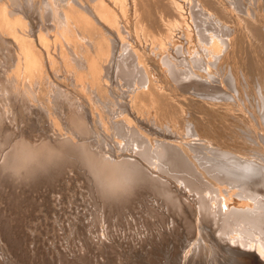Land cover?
<instances>
[{
	"label": "bare ground",
	"instance_id": "6f19581e",
	"mask_svg": "<svg viewBox=\"0 0 264 264\" xmlns=\"http://www.w3.org/2000/svg\"><path fill=\"white\" fill-rule=\"evenodd\" d=\"M81 1H80V3H81ZM151 1H153V0H132L130 2H129V0H89L88 1L89 3L88 2H87V4L83 3L84 5H82V3H81V5L78 3L80 5L79 7L82 9H75V8H78V7L74 6V5H76L77 2H74L71 0L69 2V5L66 4V5H68L69 9L68 8L66 9V6H64L66 10L63 9L61 12L62 14L61 13L56 14V12H58V11L55 12L54 9H53V12H52V10H50V12L54 13V15H55L54 16L55 17V19H54L55 23L52 24L50 22V24L54 25L55 29H53L54 28L53 26L51 27L50 25H48L54 30L53 32L47 33V32H49L47 29L46 30L47 34H44L43 32H41V34L39 33L40 35L38 34L39 35L38 36L39 41H40L39 44H41L40 46L42 47L41 51H37L36 48H38V47L36 46L35 43H33V40H32L33 39L32 37L34 36L33 33L30 32L33 35L32 37H30V34L28 32L25 33L26 31H25V29H23L24 23L22 24V22H23L22 17L20 18V20L22 19V21H20L19 18L11 21V19L6 17V13H4V11H1L2 9L0 10V45H3V47H4V44H6V41H10V42L12 41L14 46H16L19 49L18 50L19 54L17 55V57L14 58V60H12L13 58H11V60L14 62V63L13 62L12 63L14 64V67H15L12 69L14 72L12 71L13 74H11V75H13L12 78H14L15 80L20 79V81H21L22 79H24V81H27L29 84H32V86H33V84L34 85L35 84L43 85L42 83H44L46 80H47V82L52 81V80L48 81V78H51V76L48 77L47 72H49V71H47V70L50 68L52 70V72H55L53 74H56V72L58 71L57 66L59 65V63H62V61H63V63L67 61V59L65 61L61 59L62 61L59 62V60H57L58 59L57 58L56 59L57 63L58 62L59 63L57 66H54L57 64L54 62L55 61L54 59L57 56V53H55L57 48L60 47L62 49L66 45L65 47L68 51L67 56H69V54H70L71 58L75 61L74 63L77 64V66H78L79 71L77 72V71L72 70L69 74V77L71 75V78H72L71 80L73 81V82L71 81V84L74 87L75 92L78 93V96L82 97V98L81 97L78 98V96H77L78 99L82 100V103H81V101H80L81 104L78 103L79 100L78 101L75 100V99H77L75 96H74L75 99L73 98L72 95L75 92L70 94L72 97L69 95L70 92H67L71 98H73L75 101H77V105H76V103H70L68 100L65 101V99L64 100L62 99L61 105H62V109H64L66 112L65 115H67V117L65 116L67 119L66 121L68 122V119L70 121L68 126L69 125L71 126L73 124L72 127H74V129L76 128L77 131H79V133L81 132L82 134H84L81 136L84 137L88 133L94 134V127L96 129L97 126L98 127L103 126L104 124L101 125L103 119L108 118V117H106L107 115L105 117L102 116L104 113L103 112L102 115H99V118L97 117L98 121L96 119H94L95 117L93 118L92 115H94L95 113L93 112L94 114H91L89 109H88L89 106L90 107H92V106L90 104H89V106H87L85 101H87V103H90L91 100H95L94 98H96V100H98L99 95H103V93L106 91V88H107V87H105L106 86L105 83L110 79L109 77L112 75V73L113 74L115 73L117 75L118 74L122 75L121 76L122 78L124 76L126 78L124 81L125 82L127 81L129 85L131 84V86H132V84H134V85L136 84L135 89L128 88L129 85L127 86L128 90L131 89V91L128 92V90L126 89L128 93L127 94L125 92L123 93V94H126V96L122 94L123 90L120 92L123 95L122 99L124 100V98H123L124 96L126 99L124 101L122 100L123 102L121 101L122 104L120 103L121 104L120 105L119 102H120L121 98H119L120 100L118 99L119 100L118 105L121 106V107L119 106L120 111H119V107L117 110H115L119 113L121 112L122 114H123L124 110H126V112L131 111L130 112L131 115L128 113L123 114V115L120 114L121 117H119V113H118L117 117H119V118L116 117L117 118L116 119L117 120L116 121V127H118V131H119L117 133H120L121 135L124 134L125 137L128 136V140L132 143V146L129 145V146H131L130 149L134 147L133 151L135 152L134 154H136V156L134 154H132L133 155L132 156V155H130V153L123 156V154L128 153L129 152L128 151L125 153L123 152V154L120 155V156H123L121 159H119L120 157H118V156L115 157L112 154L110 156H107V155H105L106 152L103 155L102 153L96 151L97 150L96 148L98 146L97 143L100 142V138L96 139L95 135L99 136V134H102L103 132H104L103 133L104 136H105V134H108L107 130H106L107 132L105 130H103V128L105 129L104 126H103V128L98 129L100 131L102 129V131H103L102 133L94 134V136L92 135L93 138L95 137L94 141L97 144V146H95L91 142L92 145L94 146V147L93 146L92 147L95 150L90 146V144H88L86 142L85 143L82 142L81 137H80L81 139L77 138L78 137L77 134H76L77 135L76 138L80 139V141H81V143L77 142L79 144H77V143L75 144L74 142H67V141L61 143V141L60 142L58 141L59 144L57 145L56 141L61 139V137L64 133L62 135L59 134V135H61V137L59 139H57V137L59 136L57 134L58 136L55 137L57 140L56 139L54 140V143H56V145L53 144V142H51V140H49V136L51 137L52 134L49 135V133H48V134H44V136H43V133H41L42 132V126L39 127L40 117H41V120L44 121V119H45L47 122V119L49 116L47 117L46 113L48 114V111L45 112L43 110H40L32 104L33 102L30 101V99L32 100V98H29V97H31V96H29L31 93L28 90L29 87H27L28 91L26 90L27 92H30L29 95H27L28 93L26 91H24V88L26 86L21 89L20 92H22V90H23L24 92L27 93L26 94L27 96L24 98L23 95L25 93L24 94L22 93L23 97L21 96V100L23 98V101H22V103H20V105H17L15 103L14 106H12V107H17L16 108L17 110L14 109L15 112L13 114L11 113V115L7 114V113H9L10 110L9 111L7 110L8 112L6 111V106L8 104H10L8 102H10L11 97L8 98V100L10 99L9 101H6L8 104H6V102H4V100H6L7 98L3 99L0 97V142L4 140L5 142L8 141L10 143L11 141H9V140H11V139L8 140L7 138H12L11 136L13 134H14L13 136H15V138H17L16 135L17 136L19 135V137H20L16 141L13 140L14 143L13 142H12L13 144L11 143L12 146L9 147L10 149L8 148L9 150L2 156L1 161H0V201L2 202L1 205H2V207H4V210L7 212V214L9 213V215L11 214L14 217L11 221H8V218L0 220L1 223H3V230L1 229L3 234H4L3 235V241L5 243H7V245H5V246L10 249L9 254H12L13 248H14V252H15V250H18V248L20 249L19 245H21V244H19V243H21V241L18 240V242L15 243V241L17 240L16 237H18V235H21L22 233L24 234V232L27 231L28 227H31L30 222H31V219H33L32 218L33 213L30 211H28V213H25V210H23V207H24V209H28V207H32L34 202L37 201V200H35L33 193H36L37 190L39 191L42 188L47 189V186L49 188V186L51 187V186L56 185V184L59 185L60 183L65 185V183L68 180L67 175H69V177H70V175H73V173L79 174L80 172H82V174L84 175V178H85L84 183L87 182L90 184V195L92 193L96 196H99L101 200L105 199L108 201L109 204L111 202L113 204L118 203V204H122V205L124 202H129V204H131L130 203L131 201L133 204L136 200L140 201L142 199L144 200L145 198H150V199L155 198V199H158L163 204H165V206L168 205V206L173 207L177 212H175V210H174L175 214H173V213L172 214L175 215V217H177L178 214L181 215V217L178 216L179 219H177L176 222L181 223V224L177 223V225L183 224L185 226L186 231H188L187 232L188 234L185 233L186 235L185 234L184 235L187 238L186 239L181 238L182 242L180 244H178L181 247V248L179 247L180 250L178 248H176V247H178L176 245L178 242L176 243V241H179L180 239L175 241L173 238H170V242L165 244V242H167V239L169 237H171V235L168 238L165 237L163 244L161 241V245H168V248L166 246V247H164V249L167 248V250L169 249L168 251H170L169 246L172 243L171 251L174 252L176 249L178 251H180V254L177 257V258H180V263L178 262V264H207L206 261H208V260H206V259H205V261L204 260L198 261L199 258L197 260H194L193 256L190 257L191 253H189V252L190 251L192 252V249H197V248H198L197 250H198L199 254H201L200 252H202V250H204L205 248H209L210 250L213 249V251H214L213 253L215 255H214V257L213 256L212 257L215 259H217L218 258L217 256H219V255L223 256L224 253H226L227 255L232 253V254H238V255L243 256V254H245V253L248 254L247 252H254L253 254L255 255V253H256V255H258L260 257L261 261L264 260V201L263 200H257L256 197L253 196V195H255V193L253 192V190H251L252 188H254V186L257 188V187H260L262 184L264 185L263 182L261 183V185L257 184L256 182L254 183V181H253L254 179H252L255 175L258 174V176H259L260 175L259 173L262 172V170H260L258 168V165L256 164V163H260V161H257L254 159V161H257V162H255V163L250 162L249 163L248 162L250 160L249 159L247 161L248 163H246L245 161H243V163H241L240 158H239L240 160H238L236 157H235L236 159L235 158H229L228 157L229 152L224 150V147L221 148L222 146L219 147V146H213L212 145V148H211L210 142H209L210 144H208V145L213 150V153H211V154L204 153V152H202L199 144L196 143L197 141H195L196 144L195 143L192 144V140L194 141L195 138L194 139L192 138V140L190 139L191 143H190V140H188L189 142H187L185 140L188 143V144H185L186 142L184 141L185 142L184 143L180 139V138H182L181 136H183V135L185 136V133L183 135H181L180 133H183V131L186 129H184L183 131H180L179 134L181 136L178 135V132H176L177 129L176 130L174 129L177 126V124H175L176 122H178L179 125L180 124L183 125L182 124L183 121L185 122V119L182 118L183 112L185 110L184 111L181 110L182 105L180 106L178 103H174L175 102L174 98H173L174 102L172 101V98H171L172 94L171 93H170L171 95L169 94L170 96H168L167 93H169V92L163 91V89L162 90L158 89L159 85H155L156 81H154L155 79H153L151 77L150 70H152V69L149 65V59L154 61L156 64L158 63V65L160 63H163L164 66H162V69H163V67L167 66L166 68H168L167 72L170 74V76H171L170 78L177 77L179 79L180 76L181 77L183 76V78H184V75L185 76L187 75L188 78L187 77L186 78L188 79V82L185 81L184 83H186V86L189 88H187V87L186 88L190 89V88L195 87V89H193V90L197 91V93L200 92L197 90V88L201 89V88H205L207 86L205 83L209 81L208 76H210V78L213 77V79H210V80H212V82H214L216 80L218 81V79L214 80L215 75L213 74L212 69L213 68L217 69V67L219 68V66H221L224 61L226 62V60L229 58L228 56L231 55L232 52L236 53L235 54L236 56L238 53V58H239V55H242L241 56L242 58L240 57L239 60L240 61L243 60V61L240 63H242L243 67L248 69V72H249L250 67L252 69L254 64L257 63L254 61V59L256 60V58H254V56H253L256 53V52L254 53V51L257 49H254L253 52L251 51L252 49L249 50V48H251L250 44H252V42L250 41L251 39L249 40L248 36L244 35L243 37H241L240 34L238 33L240 36L239 37L238 34H236L235 32H233L231 34V32H232L230 30L231 28H229V26H227L228 25L227 23L229 21H231L230 20L231 18L229 19L228 22L223 21V20L228 19V18L226 19V17L228 15L230 16L231 12H229L230 14H228V12L226 13V11L231 10V8L236 9L234 11L238 10V12H239V10H240V13H241V11L243 12L245 6H247L245 3V0H180V1H182V3H180L179 0H154L155 2L153 4H154V8L156 10L155 9L150 10L149 8H151V7L149 5H151V3H152ZM254 1H255L254 5H252L251 7H249V5H248V7H247L248 9H246V10H248V14L245 17V19L241 16L243 13H241V14L237 13V14H240L241 17L239 16V18L244 19V20L241 19V21L245 22V23L243 22L244 25H242V26H244L243 27L244 31L248 30L246 32L248 34H251L250 36H253L254 38H256V40L258 39L260 41L261 47L264 48V0H254ZM2 2L3 3H2L1 7L6 8V6H3V4H5L8 1L6 0L5 3H4V1H2ZM23 2L21 4L20 3H18V4H20V6H22L23 4L25 6L29 4V3L25 4L26 2L25 3H23ZM90 2H92V4H90ZM16 3H17V1H16ZM78 4H77V6H78ZM16 5L14 4V8H16L15 7ZM24 5L22 8H24ZM130 5H131V8H130ZM9 6H11V5H9ZM30 6H33V5H30ZM30 6H28V7L31 8ZM81 6H83V7H81ZM151 6L153 8V5H151ZM229 7H231V8H229ZM17 8L20 10H24V9L27 10L26 9L27 7L24 9H21L20 7L17 6ZM183 8L190 11V14L192 17V22H190V23L188 22L189 17H188V15H185L186 12H185V10L183 11ZM146 9H149V10H146ZM170 10L173 11L174 15L171 14L172 12ZM250 10H252L251 13H249ZM257 10H262V13L260 11H257ZM169 11H170V14L173 16V17L171 16L172 18L169 17L170 16V14H168ZM5 12H6V10H5ZM18 12H20V11H17V13ZM188 12H187V14H188ZM23 13H25V12H23ZM51 13H49V14H51ZM45 14H46V12L44 13V15ZM49 14H46V15H48L47 18H49ZM235 15H236V13H235ZM13 16H15V18H17L16 15H13ZM17 16L20 17L19 15H17ZM36 17H40V16H36ZM194 17L196 20L194 19ZM34 18H33V20H34ZM47 18H45V19H47ZM239 18L237 19L238 21L240 20ZM50 19H52V17ZM50 19H49V21H50ZM41 20H43V19H41ZM234 20L235 19H233V21ZM45 22H44V25H46L48 23V21L46 24H45ZM190 24H192V25H190ZM129 25L132 28L131 31H133L132 32L133 36L138 39V42H134L135 44L131 43L133 41L128 40V35L130 34L129 33L130 29L128 30L127 27H129ZM48 26H46V27L48 28ZM26 27H30L29 24ZM26 27H24V28H26ZM35 27L37 28L36 25H35ZM35 27H34V29H36ZM26 30H28V29H26ZM30 30H31V28H30ZM239 31H241V30H239ZM246 32H245V34H246ZM126 33L127 34L129 33V34L126 35ZM131 36H132V34H131ZM134 37H132V38H134ZM34 42H35V40H34ZM8 44H6L7 48H9ZM0 49H2L1 46H0ZM9 49H7V50L10 52ZM62 50H64V49H62ZM52 51H55V52H52ZM59 51H60V49H59ZM64 51L66 53V50H64ZM11 53H12V51H11ZM53 53H55L56 56L53 55ZM2 54L4 55V53H2ZM257 56H259V55H257ZM59 57L62 58V56H59ZM64 58H66V57H63V59ZM177 62H187V64H185V65L190 64L189 66H191V67L187 66V67H185V69L182 67L179 68L180 66L177 67V64H178ZM253 62H254V64H252ZM71 64H72V60H71ZM228 64H229V62H228ZM65 65L67 67V64H65ZM68 66H69V64H68ZM195 66H199L198 68H202V69H200V70H202L201 74L198 73V71H196V72L194 71L195 68H193V67H195ZM72 67H74V66L72 65ZM72 67L69 66V69L70 68L72 69ZM183 67H184V65H183ZM55 69L57 71H55ZM64 69L66 70L68 68L64 67ZM222 69H223V66H222ZM241 69L243 70L242 67H241ZM22 70H23V72H21ZM211 70H212V72H211L212 75L210 73ZM67 71L69 72V70H67ZM192 71H193L194 75L191 73ZM204 71H205V73H203ZM262 71L264 72V70H262ZM207 72H209V74L206 75ZM243 72H245V71L243 70ZM243 72L241 71V73H243ZM248 72L246 70V73H248ZM252 72H255V71H252ZM252 72H250L249 74H251ZM0 73H1V71H0ZM258 73H259V71H258ZM53 74H51V75H53ZM66 74H68V73H66ZM189 74H191V76ZM117 75L115 77H117ZM230 75H232V74H230ZM240 75H243V74H240ZM244 75H246V74H244ZM252 75H253V73H252ZM0 76H2V75L0 74ZM9 76H10V74H9ZM59 76H61V75H59ZM153 76H155V74ZM167 76H168V74H167ZM259 76H261V75H258V77ZM115 77L111 76V79L115 78ZM217 77H215V78H217ZM122 78H120V80L123 81ZM259 78H261V77H259ZM63 79L61 78V80H63ZM10 80L13 83L12 79H10ZM115 80H116V78H115ZM122 81H121L120 85L122 84ZM233 81L234 80H232L230 82H233ZM17 82H16V84H17ZM173 82H175V81H173ZM209 82H211V81H209ZM1 83H2V81H1ZM18 83L21 84L20 82H18ZM28 83L26 85H28ZM178 83H174V84L177 85ZM181 83L183 85V82H181ZM23 84H21V86ZM59 84L61 85L62 83H59ZM108 84L110 85V83H108ZM118 84L119 83H117L116 86H118ZM8 85H10V84H8ZM48 85H50V84L48 83L47 86ZM134 85H133V88H134ZM180 85H179V87H180ZM232 85H233V83H232ZM29 86L31 88V85H29ZM63 86H65V84ZM124 86H126V85H124ZM124 86L122 88H124ZM10 87H12V86L10 85L8 87V89ZM13 87H14V85H13ZM57 87H58V85H57ZM58 88H60V87H58ZM110 88H111V85H110ZM0 89H2V88H0ZM11 89H9V90H11ZM114 89H115V87H114ZM119 89L121 90L120 87H119ZM184 89H185V87H184ZM18 90H19V88H18ZM58 90H61L60 92L63 91V89H61V88ZM201 90L206 91V89H201ZM46 91H47V89H46ZM66 91H69V90H66ZM70 91L73 92V89ZM108 91L109 90H107V92H106L107 96L109 95V99H113V98H110L113 93H110ZM210 91H211V89H210ZM220 91L221 92H219V93L225 94V92H223L222 90H220ZM41 92H43V91H41ZM192 92H189L190 95ZM67 93H66V95H67ZM81 93L84 96L81 95ZM106 93H104V96H106L105 95ZM3 94L5 95V92ZM6 94H8V93H6ZM116 94H114V95H116ZM199 94L203 95V98H206V97H204L205 93L200 92ZM228 94H230V93H228ZM14 95H15V93H14ZM194 95H196V94H194ZM5 96L7 97V95H5ZM69 96L67 98H69ZM112 97H113V95H112ZM127 97H129V98H127ZM200 97H202V96H200ZM65 98H66V96H65ZM101 98H102V96H100V99ZM16 99H17V95H16ZM105 99H107V98H105ZM116 99L117 98H115L113 101H115ZM15 100H14V102L17 101V100L15 101ZM118 100H116V101H118ZM102 102L100 101V103H102ZM146 102L151 103V106L155 109L154 112L156 114H154V116L158 115L160 117L159 118L157 116L156 118L161 119V116L162 117L164 116V118L167 117L166 119H169L168 121L172 124L171 126L173 127V129H171V130H174V132L172 133L169 130H168L169 132L167 131L166 128H172L171 126L167 127V125H166L165 126L166 128H163V129L166 130V133L167 132L170 133V135L172 133V137H170V138L168 137L170 140H167V141L162 140L161 141V139H162L161 137H160V139H158L154 134H152L155 137L151 136V138H154V140H156L155 142H153L148 137L151 134L147 135L144 131V129H145L144 127H145L146 123L145 124L143 123L144 129H142L141 126L143 124L142 125L140 124L141 122L139 121L140 119L138 117L140 115L139 113H141V111L144 108H145L144 110H147L146 109ZM104 103L107 104L106 100ZM109 103L110 102L108 101V105H109ZM113 103H114V105H115V103L117 105V102H113ZM18 104H19V102H18ZM54 104L55 103H53V105ZM93 104H96V103H93ZM106 104H105L106 108H110V106L108 107V105H106ZM101 105L104 106L103 103ZM9 106L11 107V105H9ZM151 106L149 105V107H151ZM215 107H216V105H215ZM60 108H61V106H60ZM92 108H90V110ZM100 108H104V107H100ZM115 108H117V106H115ZM121 108H122V110H121ZM57 109H58V107H57ZM111 110L112 109L110 108L108 113H111L112 112ZM94 111H97V110H94ZM99 111L100 112H97L96 114L101 113L102 110H99ZM222 111H223V109H222ZM117 112H115V113H117ZM142 112H146V111H142ZM152 112H153V110H152ZM198 112H200V111H197V113ZM113 113L114 112H112V114ZM149 113H148V115H149ZM114 115L115 114H113L110 117L113 118ZM148 115H146L147 118H145V121H147L146 119H148L147 123H150L149 121H151V120H149L150 118L148 117ZM133 116H135L136 118ZM142 116H143V113H142ZM142 116H140V117H142ZM102 117H104V118L102 119ZM144 117H145V115H144ZM224 117H226V116H224ZM133 118H135V119H133ZM153 118H155V117H153ZM156 118H155V120H156ZM181 118L183 119V121L179 123V120ZM113 120H111V121L113 123H115ZM135 120L137 122L139 121L140 123H137V124L134 123ZM143 120H141V121L145 122ZM52 121H53V124H55L54 120H52ZM104 121H103V123H104ZM156 121H158V119ZM156 121H155V123H156ZM61 122H63V121H61ZM112 122H111V124H113ZM151 122L154 123L153 119ZM159 122H157V123H159ZM48 123H50V119H49ZM53 124H51L52 125L51 127H53L52 128L53 130H55L54 126L57 123L54 126H53ZM64 124H66V123H64ZM107 124H108V122H107ZM138 124L141 126H137ZM19 125L21 126V128L19 127ZM99 125H101V126H99ZM149 125L150 124H148L146 126H149ZM153 125H156V124H153ZM48 126H50V125H48ZM112 126H110V127H112ZM157 126H158V124H157ZM187 126H185V127L182 126V129L186 128ZM116 127H114V128H116ZM160 127L162 128V127H164V125L160 126ZM160 127L158 126V128H160ZM58 128H59L58 130L61 131V127H58ZM149 128H150V126H149ZM154 128H156V126ZM179 128H181V127L179 126ZM187 128L189 129L190 127H187ZM45 129H47V128H45ZM64 129L65 128H63V130ZM106 129H108L107 125H106ZM112 129H113V127L110 130H112ZM148 129H146V132ZM160 129H157V130H160ZM47 130L49 132V129H47ZM70 130H71V128H70ZM189 130H191V129H189ZM46 131H45V133H47ZM60 131H59V133L63 132V131H61V132ZM115 131H117V129ZM70 132L73 133L72 130L69 131L68 133H70ZM95 132H97V131H95ZM111 132L113 133V130ZM159 132H161V130ZM185 132L187 134L191 133L190 131H189L190 132L189 133L187 130ZM200 132H202V131H200ZM203 132H204V130H203ZM212 132H213V130H212ZM50 133H53V132H50ZM55 133H57V132H55ZM65 133L67 134V131ZM117 133H116V135L118 136ZM148 133H151V132H148ZM152 133H154V132H152ZM163 133H164V130H163ZM224 133H226V132H224ZM156 134H158V133H156ZM160 134H162V133H160ZM209 134H211V133H209ZM47 135H49V136H47ZM201 135H203V133ZM46 136H47V138H46ZM72 136L75 137L74 134H72ZM88 136H86V137H88ZM113 136H114L113 137V139H114L115 134ZM117 136H116V138H117ZM167 136H169V135H167ZM67 137L68 136H66L65 138H67ZM92 137H90V139ZM125 137H124V139L121 138V140L126 141L127 139ZM203 137H204V135H203ZM208 138H209V140L211 139L210 136ZM208 138H207V140H208ZM5 139H7V140H5ZM111 139H112V137H111ZM113 139H112V141H113ZM213 139H215V138L213 137ZM44 140H46V141L48 140L50 142L49 143L46 142L48 144H45ZM72 140L74 141V139H72ZM82 140H84V139H82ZM96 140H99V141L97 142ZM63 141H65V140H63ZM120 141H117V142H120ZM122 141H121V143L124 142V141L123 142ZM210 141H212V140H210ZM2 143H1V146H2ZM39 143H40V145L41 144H44V145L38 146ZM50 143H52V144H50ZM108 143L110 144V147H111L112 142L108 141ZM125 143H127V141ZM118 144H120V143H118ZM216 144L219 145V143H217V142H216ZM7 145L9 146L8 143H7ZM105 145L109 146L108 144H105ZM105 145H103V147ZM115 145H113V146H115ZM123 145H124V143H123ZM214 145H215V143H214ZM1 146H0V150H2L5 147L7 150L6 145H4L5 147L2 146V148H1ZM116 146H119V149H117L118 147L116 148L117 150H120L123 147L122 144H121V146L120 145H116ZM129 146H128V144L126 145L127 148ZM226 146H228V145H226ZM188 147H190L191 148L190 150H193L194 152H197L195 150H201V154L200 155L194 154L196 156L193 157V154L190 153ZM227 148L229 149V146ZM252 148H254V147H252ZM105 149H106V147H105ZM230 149H232V148H230ZM234 149H232V150H234ZM122 150H121V152H122ZM235 150H234V152H236ZM254 150H256V149L254 148ZM193 151H191V152H193ZM252 151H253V149H252ZM0 152H2V151H0ZM121 152L118 151V154H120ZM241 152H242V150H241ZM238 153H239V151H238ZM238 153H237V155H239V157L241 155H242V158L245 157V156H243V154L240 155ZM255 153H257V151ZM258 153H261V152L258 151ZM251 155H252V152H251ZM262 155H263V153H262ZM0 156H1V153H0ZM262 158H263V156H262ZM143 160L146 161V163H148L149 168L147 165L144 164ZM263 163H264V160H263ZM263 163L262 164L260 163V164L263 166ZM254 164L256 166H254ZM159 171H162V172H159ZM263 171H264V168H263ZM160 173H166L170 177H173L174 180L175 179L178 180V183H180L182 185V187L184 186L185 188H187V190L189 189V192L191 193V195L193 194L192 196H194L196 199V201H195V200H193L194 197L192 198V201L196 202V206H192V205L188 206L185 199L183 200V198H186V197L182 198L181 195H179L180 194L179 191H178L179 194L176 192V190L177 189L179 190V188H176V190H175L174 187L172 186L173 183L171 184V181L168 180L169 177H167L168 178L167 179L166 176H164V174L162 175ZM263 173L264 172L261 173L262 174V176H261L262 179L260 178L261 180L264 179ZM249 178H251L253 181L252 182V184H253L252 188H251V186L249 187V185H251V182L247 181V179L249 180ZM170 179H172V178H170ZM204 179H211V181L214 179L215 181L217 180L219 182L223 181V183H221V185H223L225 183V181L228 180L230 182H228V181L227 182L231 183L230 185H232V183H233L232 187L234 185H236V187L238 186V188L240 190L236 191V195H235V193L233 192L235 190V188H232L233 189L232 192L234 193V195L231 194L230 191H229L230 193L227 191L229 193V196L227 197L226 191H223L221 189V187H219V185H218L219 182L215 183V186H213L214 185L213 183H211L209 181L206 183V180H204ZM261 180L259 182H261ZM247 182H249V185H247L248 184ZM181 185L180 186L178 185V186L181 188ZM216 185H218V187H216ZM227 185H229V184H227ZM60 186L62 187V185H60ZM224 186L226 187V183L224 184ZM184 187H183V189H185ZM223 189H225V188H223ZM87 190H88V187H87ZM236 190H238V189H236ZM50 192H51V190H50ZM186 193H188V192H186ZM260 193L261 194H259V196L260 195L262 196V191ZM38 195L40 196L41 193H39ZM183 196H185V195H183ZM235 196H238L240 198L236 199ZM92 197H94V196H92ZM188 197L189 196H187V198ZM181 198H182V200H181ZM248 198L249 199L251 198L250 200L255 199L254 203L247 202V201H249V200H247ZM155 201H157V200H155ZM102 202L106 203V201H103V200H102ZM190 203H191V201H190ZM106 204H104V205L108 206ZM137 204H139V203H137ZM125 206L128 207L127 204ZM125 206H123L124 209H125ZM110 207H111V205L108 208H110ZM117 208H118V206H117ZM166 208H167V206H166ZM196 208H197V210H196ZM112 209H114V208H112ZM0 210H2V209H0ZM118 210H120V209H118ZM137 210H138V207H137ZM170 211H171V209H170ZM172 212H173V210H172ZM31 213H32V215H31ZM95 221H98L100 223V221L97 219H95ZM95 223H97V222H95ZM76 224H78V223H76ZM98 225H100V224H98ZM18 226L20 227L19 233L16 231V230H18L17 229ZM182 226L180 228H183ZM79 227L77 226L78 230L80 229ZM1 228H2V224H1ZM97 228H96V230H97ZM84 229H85V227H84ZM84 229H82V230H84ZM98 229H100V228H98ZM49 231H50V228H49ZM87 231H89V230H87ZM195 231H197V232H195ZM168 233H166V234H168ZM182 233H184V232H182ZM193 233L195 234V238H193L194 236L190 238V236ZM189 234H190V236H189ZM83 236L85 237V235H83ZM86 236H87V233H86ZM166 236H168V235H166ZM177 236L178 235H176L174 237L177 238ZM13 237L16 238V240L13 241ZM189 238H190V240H189ZM90 239H92V238H90ZM194 239H195V241H193ZM11 240L15 244H12ZM206 240L209 241L208 242L209 244H207ZM84 242L89 243L90 241L84 240ZM98 245H99V243H98ZM189 245L191 246L192 249L188 248ZM95 246H96V244H95ZM156 246H154L155 249H157V247H158V246L157 247ZM96 248H98V246H96ZM187 248H188V250H187ZM162 249L163 248H161V250ZM142 250H144V249L142 248ZM35 251L36 250H34V253H35ZM168 251H167V254H168ZM117 252H119V251H117ZM173 252H171V254H173ZM16 253H18V252L16 251ZM16 253H14V255ZM40 253H42V252L40 251ZM67 254H69V252L66 253V252L62 251V253H60L61 259H58V261L60 260L61 264H66ZM250 254L252 255V253H250ZM57 255H59V254H57ZM82 255L84 256V254H82ZM173 255H171V256L173 257ZM79 256H81V255H79ZM85 256H86V254H85ZM175 256H177V255L175 254ZM203 256H204V254L202 255V257ZM20 259H21V257H20ZM202 259L200 257V260H202ZM45 260H47V259H45ZM78 260H80V259H78ZM190 260H194V261L189 262ZM246 260H248V259H246ZM47 262H48V260H47ZM78 262H80V261H78ZM176 262H177V260H176ZM176 262H175V264H177ZM217 262L218 261H216V263ZM20 263H21V260H20ZM0 264H6V262L3 261L2 258H0ZM68 264H70V263H68ZM84 264H86V263H84ZM208 264H210V263H208Z\"/></svg>",
	"mask_w": 264,
	"mask_h": 264
},
{
	"label": "rangeland",
	"instance_id": "374dc122",
	"mask_svg": "<svg viewBox=\"0 0 264 264\" xmlns=\"http://www.w3.org/2000/svg\"><path fill=\"white\" fill-rule=\"evenodd\" d=\"M2 1H4V3L6 2V0H0V7L2 6ZM8 2H6L5 4H3V6H6V8H0V10L1 11H4V13H6V17L7 18H9V19H11V21L12 20H15V19H18L19 18V20H20V18L22 17V19H23V22H22V24L24 23V25H23V29H25V33H29L30 34V37H32L33 35V43H35L36 44V46L38 47V48H36L37 49V51H41L42 50V47L40 46L41 44H39L40 43V41H39V35L41 34V32H43L44 34H47V33H51V32H53L54 30L53 29H55V27H54V25H52V24H54L55 22H54V19H55V15H54V13H51L50 12V10H52V12H53V9H54V11L56 12V11H58V12H56V14H59V13H61L62 12V10L64 9V10H66L67 8H68V5H69V2L71 1V0H7ZM12 3H11V2ZM14 1V2H13ZM16 1H17V3H16ZM64 1V2H63ZM67 1V2H66ZM72 1H74V2H77L76 3V5H74L75 7H78V8H75V9H82V8H80L79 6L81 5V3H82V5H84L83 3H86L87 4V2L89 1V0H72ZM79 1V2H78ZM80 1H81V3H80ZM130 1H132V0H129V2ZM249 1V2H248ZM254 0H245V3H246V5L247 6H245V8H244V10H243V12L241 11V13H243L241 16L245 19V17L247 16V14H248V10H246V9H248L247 7H248V5H249V7H251L252 5H254V3H255V1L253 2ZM25 3V4H28V5H24V8H26L27 10H25L24 8H22L23 7V5L22 6H20V4L21 3ZM152 2V3H151ZM150 3H151V5H153V8H152V6L151 5H149L151 8H149L150 10H154L155 8H154V0L153 1H151ZM179 2L180 3H182V1H180L179 0ZM18 3H20V4H18ZM65 3V4H64ZM80 5H79V4ZM89 3V2H88ZM132 3V2H131ZM253 3V4H252ZM13 4V5H12ZM14 4L16 5L15 7L16 8H14ZM66 4H68V5H66ZM77 4H78V6H77ZM90 4H92V2H90ZM9 5H11V6H9ZM30 5H33V6H30ZM36 5V6H35ZM8 6V7H7ZM17 6L18 7H20L21 9H24V10H20V9H18L17 8ZM28 6H30L31 8H29ZM64 6H66V9H65V7ZM81 7H83V6H81ZM39 8V9H38ZM130 8H131V5H130ZM229 8H231V7H229ZM4 9V10H3ZM17 9V10H16ZM32 11H30V10ZM69 9V8H68ZM149 9H146V10H149ZM5 10H6V12H5ZM11 10V11H10ZM36 10V11H35ZM38 10V11H37ZM40 10V11H39ZM156 10V9H155ZM185 10V15H188V19L190 20H188V22L190 23V22H192V17H191V14H190V11L189 10H186V9H184L183 8V11ZM234 10H236V9H234V8H231V10H228V11H226V13L228 12V14H230L229 12H231V14H230V16L228 15L227 17H226V19L227 20H223V21H229V19L231 20V21H229L227 24V26H229V28H231L230 30L232 31H230L231 32V34L233 33V32H235L236 34H240V36L241 37H243L244 35L245 36H248L249 37V40L252 42V44H250V46H251V48H249V50H251L252 52H253V50L254 49H257V50H255L254 51V58H256V60L254 59V61L255 62H257V63H255L254 64V62L252 63V64H254V68L252 67V69H251V67H250V70H249V72H248V69H246L245 67H243V65H242V63H240V62H242L243 60H239L240 59V57L242 56V55H239V58H238V53H237V56L235 55L236 53H234V52H232L231 53V55H229L228 57V59L226 60V62L224 61L223 63H222V65L221 66H219V68L217 67V69H212L213 70V74L215 75V77H217V78H215L214 77V80L215 79H218V81L216 80V81H214V82H212V80H210V79H213V77H211L210 78V76H208L209 77V81H211V82H206L205 84L207 85L205 88H201V89H206V91L205 90H201L200 88H197V90L198 91H200V92H203V93H205L204 94V97H206V98H203V95H200L199 93H197V91H194L193 89H195V87L194 88H190V89H187V88H189V87H187L186 86V83H184L185 81L186 82H188V77H187V75L185 76L184 75V78H183V76L181 77H179V79L177 78V77H172V78H170L171 76H170V74L167 72L168 71V68H166V67H163V69H162V66H164L163 65V63H160L159 65H158V63L156 64L154 61H152V60H150L149 59V65H150V67H151V69L152 70H150V73H151V77L153 78V79H155L154 81H156V83H155V85H159V87H158V89H163V91H166V92H169V93H167L168 94V96H170L171 94V98H172V101H173V98H174V103H178L180 106L182 105V107H181V110H185L184 112H183V116H182V118H184L185 119V122L183 121V119L181 118L180 120H179V123L180 122H182L183 121V125H179L178 124V122H176L175 124H177V126L174 128L175 130H176V132H178V135H183L184 133H185V136L183 135V136H181L182 138H180L183 142L186 140L187 142H189L188 140H192V138L194 139V141L192 140V144L193 143H195V141H197L196 143H198L199 144V146H200V148H201V150H202V152H204V153H209V154H211V153H213V150L211 149L212 148V145L213 146H222L221 148H223L224 147V150H226V151H228L229 152V158H237L238 160H240L241 159V163H243V161H245L246 163H250V162H257V161H260V163L262 164L263 163V160H264V72L262 71V70H264V48L263 47H261V44H260V41L257 39L256 40V38H254L253 36H250L251 34H248L246 31H248V30H245L244 31V29H243V27L244 26H242V25H244V21H241V19L242 20H244L243 18H239V16H240V10H239V12H238V10L237 11H234ZM17 11H20V12H18L17 13ZM30 11V12H29ZM171 11V10H170ZM170 11H169V13L168 14H170ZM189 11V12H188ZM251 11L252 10H250V12L249 13H251ZM257 11H260L261 13H262V10H257ZM13 12V13H12ZM15 12V13H14ZM23 12H25V13H23ZM36 14H34V13ZM39 12V13H38ZM42 12V13H41ZM46 12V14H49V13H51V14H49V18H47L48 17V15H44V13ZM172 13V15H174V13H173V11H171ZM187 12H188V14H187ZM17 13V14H16ZM33 13V14H32ZM235 13H236V15L238 16H236L235 15ZM237 13H240V14H237ZM32 14V15H31ZM38 14V15H37ZM42 16H41V15ZM62 14V13H61ZM170 14V18H172L173 16ZM13 15H16V17L17 18H15V16H13ZM17 15H19L20 17H18ZM23 15V16H22ZM35 15V16H34ZM51 15V16H50ZM235 15V16H234ZM13 16V17H12ZM28 16V17H27ZM35 18H34V17ZM36 16H40V17H36ZM172 16V17H171ZM240 16V17H241ZM25 17V18H24ZM43 17V18H42ZM47 18V19H45V18ZM52 17V19H50ZM33 18H34V20H33ZM235 19L234 21L236 22H234L233 21V19ZM240 19L239 21L237 20V19ZM22 19L20 20V21H22ZM36 19V20H35ZM38 19V20H37ZM40 19V20H39ZM41 19H43V20H41ZM49 19H50V21H49ZM194 19H195V17H194ZM47 20L48 21V23H47V21L45 22V21ZM196 20V19H195ZM25 21V22H24ZM41 21V22H40ZM222 21V22H223ZM234 23H233V22ZM241 21V22H240ZM28 22V23H27ZM44 22H45V24L46 25H44ZM50 22L52 23V24H50ZM244 22V23H243ZM35 23V24H34ZM40 23V24H39ZM43 23V24H42ZM188 23V24H189ZM230 23V24H229ZM233 23V24H232ZM28 24H29V26L30 27H26V26H28ZM235 24V25H234ZM35 25L37 26V28L35 27ZM41 27H40V26ZM48 25H50L51 27L53 26L54 28L52 29L50 26H48ZM190 25H192V24H190ZM233 27H232V26ZM241 25V26H240ZM46 26H48V28L46 27ZM24 27H26V28H24ZM34 27L37 29H34ZM39 27V28H38ZM51 29H50V28ZM30 28H31V30H30ZM43 28V29H42ZM46 28V29H45ZM235 28V29H234ZM26 29H28V30H26ZM35 31H34V30ZM41 29V30H40ZM48 29V31L49 32H47L46 30ZM127 29L129 30V35L126 33V35H128V40L129 41H133V42H131V43H133V44H135L134 42H138V39L137 38H135L134 36H133V31H131L132 30V28L130 27V25H129V27H127ZM235 30V31H234ZM237 30V31H236ZM239 30H241V31H239ZM40 31V32H39ZM244 31V32H243ZM33 33V35L31 34V33ZM47 32V33H46ZM245 32H246V34H245ZM40 33V34H39ZM36 34V35H35ZM39 34V35H38ZM131 34H132V36H131ZM239 34H238V36H239ZM135 35V34H134ZM37 36V37H36ZM237 36V37H238ZM239 36V37H240ZM132 37H134V38H132ZM238 37V38H239ZM132 38V39H131ZM135 39V40H134ZM34 40H35V42H34ZM9 43V44H8ZM6 44H8V47L10 48H7V45ZM6 44H4V47H3V45H0L1 47H2V49H0V71H1V75L2 76H0V88H2V89H0L1 91H0V97L1 98H3V99H6V100H4V102H6V101H9L8 100V98H10L11 97V100H10V102H8V103H10V104H8L7 102H6V104H8L7 106H6V111L8 110H10L9 111V113H7L8 115H11V113L13 114L14 112H15V110H17L16 108L17 107H12V106H14V104L16 103L17 105H20V103H22V101H23V98H22V100H21V96H22V93L24 94L23 96H24V98L27 96V95H29V93H30V95L29 96H31V97H29V98H32V100L30 99V101L31 102H33L32 104L34 105V106H36L38 109H40V110H43V111H48V114L46 113V116L48 117V119H47V122H46V120L44 119V121L43 120H41V117H40V123H39V127H41L42 126V132L41 133H43V136H44V134H48L49 133V135H51L52 134V136L50 137L49 135H47V136H49V140H51V142H53V144H55L56 145V143H57V145L59 144L58 143V141L60 142L61 141V143H63V142H74L75 144L77 143V142H79V143H81V141L82 142H86V143H88V144H90V146L92 147L93 145H95V146H97V144H98V146H97V150L96 151H98V152H100V153H102L103 155H104V153H105V155H107V156H110L111 154L112 155H114L115 157H120L119 159H121L124 155H127V154H129L130 153V155H132V154H134L135 152L133 151V148H131L130 149V147L132 146V143L128 140V136L127 137H125V135L123 134V135H121L120 133H117V132H119L118 131V127H116V119L117 118H119V117H121V115H123V114H130V112L131 111H129V112H126V110H124V112H123V114L120 112H117V111H115V110H117L118 109V107L122 104V102L126 99L125 98V96H126V94L129 92V91H131V89H129L128 90V88H132V89H135V85L134 84H132V86H131V84L129 85L128 84V82L126 83L124 80L126 79L124 76H123V78L121 77L122 75H117V74H113L112 73V77H115L116 75H117V77H115L116 78V80H115V78H112L111 79V76L109 77L110 79L107 81L108 83H110V85H111V88H110V85L106 82L105 84H106V86L105 87H107L106 88V91L104 92V93H106L107 92V90H109L108 92H110V93H113L112 95H113V97H112V95H111V97L110 98H113V99H109V95L107 96V93L105 94L106 96H104V93H103V95H99V99H100V96H102V98L99 100L98 98V100H96V98H94L95 100H91V102L90 103H87V101H85V103H86V105L87 106H89V104L93 107H90L89 106V111H90V113L91 114H94V115H92L93 116V118L94 119H96L97 121H98V118H99V115H102V113H103V115L102 116H106V117H108V118H104V117H102V119H103V121H104V123H103V121H102V124L101 125H103L104 127H105V129L103 128V126H101V125H99V126H101V127H98L97 126V128L95 129V127H94V134H99V133H102L103 131H102V129H101V131L100 130H98L99 128H103V130H107L108 131V134L110 135H108V134H105V136L103 135V133L102 134H99V136L97 135H95V137H96V139H98V138H100V142L99 143H97L96 144V142L94 141L95 140V137L93 138L92 137V135L94 136V134L93 133H88L86 136H88V137H86V136H81V135H84V134H82L81 132L79 133V131H77V129L75 128L74 129V127H72V125L70 126H68V124L70 123V121H69V119H68V122L66 121L67 119H66V117H67V115H65L66 114V112H65V110L64 109H62V103H61V101H62V99L64 100L65 99V101L66 100H68L70 103H76V105H77V101L79 100V102L78 103H80V101H81V103H82V100H80V99H78V98H80L79 96H78V93L77 92H75V89H74V87L72 86V84H71V75H70V77H69V74H70V72L72 71V70H74V71H79L78 70V66H77V64H75L74 62V60L71 58V55L69 54V56H67L68 55V51H67V49H66V45L62 48V49H64V50H66V53H65V51L64 50H62L60 47L59 48H57V50H56V52L55 51H52V52H55V53H57V56H56V54L55 53H53V55H55L54 57H55V63H57V60H59V62H61L62 60H66L67 59V63L66 62H64L65 64H67V67H66V65L63 63V61H62V63H59V65H58V63L56 64V65H54V66H57L58 68H57V70L59 71H57L56 69H55V71H57L56 72V74H53V73H55V72H52V70L49 68L47 71H49V72H47L48 73V77H50L51 76V78H48V81H50V80H52V81H50V82H47V80L44 82V83H42L43 85H37V84H33V86H32V84H29L27 81H24V79H22L21 81H20V79L18 80V79H16L18 82H20L21 84H23L24 82V86L22 85L21 86V84H19L14 78H12V76L13 75H11V74H13V68H15L14 67V62L12 61V60H14V58H16L17 57V55L19 54V49L16 47V46H14V44L12 43V41L10 42V41H6ZM6 45V46H5ZM10 45V46H9ZM13 48H12V47ZM15 47V48H14ZM257 47V48H256ZM17 48V49H16ZM40 48V49H39ZM4 49V50H3ZM7 49H9L10 50V52L7 50ZM59 49H60V51H59ZM6 50V51H5ZM11 51H12V53H11ZM59 51V52H58ZM235 51V50H234ZM2 53H4V55L2 54ZM17 53V54H16ZM63 55H62V54ZM15 54V55H14ZM259 55V56H257V55ZM12 55V56H11ZM257 57H256V56ZM14 56V57H13ZM59 56H62V58H60ZM231 56V57H230ZM236 56V57H235ZM5 57V58H4ZM63 57H66V58H64L63 59ZM8 58V59H7ZM11 58H13L12 60H11ZM58 58V59H57ZM60 58V59H59ZM149 58V57H148ZM242 58V57H241ZM57 59V60H56ZM62 59V60H61ZM70 59V60H69ZM232 59V60H231ZM237 59V60H236ZM71 60H72V64H71ZM229 60V61H228ZM258 60V61H257ZM262 60V61H261ZM232 61V62H231ZM10 62V63H9ZM13 62V63H12ZM228 62H229V64H228ZM178 64H177V67H179V68H184L185 69V67H191V66H189V65H185V64H187V62H177ZM182 65H181V64ZM63 64V65H62ZM68 64H69V66L70 67H72V65L74 66V67H72V69L70 68L69 69V66H68ZM75 64V65H74ZM156 64V65H155ZM180 64V65H179ZM224 64V65H223ZM227 66H226V65ZM231 64V65H230ZM8 65V66H7ZM183 65H184V67H183ZM229 65V66H228ZM233 65V66H232ZM61 66V67H60ZM65 68H68V69H64V67ZM222 66H223V69H222ZM239 66V67H238ZM262 66V67H261ZM77 69H76V68ZM199 66H195V67H193V68H195V72L196 71H198V73H202V70H200V69H202V68H198ZM221 67V68H220ZM241 67L243 68V70L245 71V72H243V70L241 69ZM55 68V67H54ZM63 68V69H62ZM225 68V69H224ZM227 68V69H226ZM236 68V69H235ZM238 68V69H237ZM60 69V70H59ZM219 69V70H218ZM222 69V70H221ZM15 70V69H14ZM51 70V71H50ZM67 70H69V72L67 71ZM163 70V71H162ZM212 70L210 71V73L212 72ZM216 70V71H215ZM223 72H221V71ZM231 70V71H230ZM238 70V71H237ZM240 70V71H239ZM246 70H247V72L248 73H246ZM13 71V72H12ZM167 73H166V72ZM217 73H215V72ZM219 71V72H218ZM241 71L243 72V73H241ZM252 71H255V72H252ZM258 71H259V73H258ZM11 72V73H10ZM21 72H23V70L21 71ZM62 72V73H61ZM155 74V76H153L154 74ZM164 72V73H163ZM226 72V73H225ZM228 72V73H227ZM250 72H252L253 73V75H252V73L251 74H249ZM258 74H257V73ZM261 72V73H260ZM64 73V74H63ZM66 73H68V74H66ZM193 75H194V73H193V71L191 72ZM203 73H205V71L203 72ZM222 73V74H221ZM236 73V74H235ZM238 73V74H237ZM9 74H10V76H9ZM51 74H53V75H51ZM167 74H168V76H167ZM184 74V73H183ZM207 74H209V72H207L206 73V75ZM230 74H232V75H230ZM240 74H243V75H240ZM244 74H246V75H244ZM57 77H56V76ZM59 75H61V76H59ZM190 76H191V74H189ZM203 75V74H202ZM205 75V74H204ZM211 75H212V73H211ZM213 75V76H214ZM257 75V76H256ZM258 75H261V76H259V77H261V78H259L258 77ZM59 76V77H58ZM67 76V77H66ZM189 76V77H190ZM233 78H232V77ZM235 76V77H234ZM245 76V77H244ZM249 76V77H248ZM255 76V77H254ZM55 77V78H54ZM66 77V78H65ZM69 77V78H68ZM169 77V78H168ZM187 77V78H186ZM231 77V78H230ZM252 77V78H251ZM12 79V81H13V83L11 82V80L10 79ZM60 78V79H59ZM61 78L63 79V80H61ZM68 78V79H67ZM120 78H122L123 79V81L122 80H120ZM235 78V79H234ZM248 78V79H247ZM10 81H9V80ZM54 79V80H53ZM67 79V80H66ZM187 79V80H186ZM56 80V81H55ZM60 82H59V81ZM172 80V81H171ZM177 80V81H176ZM190 80V79H189ZM232 80H234L233 82H230V81H232ZM258 80V81H257ZM1 81H2V83H1ZM9 81V82H8ZM23 81V82H22ZM110 81V82H109ZM116 81V82H115ZM120 81V82H119ZM121 81H122V84L120 85V83H121ZM173 81H175V82H173ZM207 81V80H206ZM16 82H17V84H16ZM58 82V83H57ZM73 82V81H72ZM126 84H125V83ZM179 82V83H178ZM181 82H183V85H182V83ZM12 83V84H11ZM28 83V85H26ZM50 84V85H48L47 86V84ZM55 83V84H54ZM59 83H62L61 85L59 84ZM65 84V86H63L64 84ZM115 83V84H114ZM117 83H119L118 84V86H116L117 85ZM124 83V84H123ZM158 83V84H157ZM174 83H178L179 85H180V87H179V85L177 84V85H175ZM232 83H233V85H232ZM8 84H10L12 87H10L9 89H11V90H9L8 89V87L10 86V85H8ZM170 84V85H169ZM227 84V85H226ZM13 85H14V87H13ZM29 85H31V88H30V86ZM54 85V86H53ZM57 85H58V87H60L61 89H63V91L62 92H60L61 90H58V89H60V88H58L57 87ZM109 85V86H108ZM120 85V86H119ZM124 85H126V86H124ZM129 85V87L127 88V86ZM133 85H134V88H133ZM16 86V87H15ZM26 86V87H25ZM47 86V87H46ZM50 86V87H49ZM68 86V87H67ZM124 86V88H122ZM185 87V89H184V87ZM232 86V87H231ZM240 86V87H239ZM21 87V88H20ZM23 87H25L24 88V91H26L28 88L27 87H29V91L30 92H24L23 90H22V92H20L21 91V89L23 88ZM54 87V88H53ZM57 87V88H56ZM66 87V88H65ZM114 87H115V89H114ZM118 87V88H117ZM119 87L121 88V90L119 89ZM162 87V88H161ZM177 87V88H176ZM179 87V88H178ZM182 87V88H181ZM187 87V88H186ZM208 87V88H207ZM14 88V89H13ZM18 88H19V90H18ZM41 90H40V89ZM71 88V89H70ZM46 89H47V91L49 92H47L46 91ZM54 89V90H53ZM73 89V92L72 91H70V90H72ZM114 89V90H113ZM119 89V90H118ZM128 90V92H127V90ZM182 89V90H181ZM200 89V90H199ZM208 89V90H207ZM210 89H211V91H210ZM247 89V90H246ZM255 89V90H254ZM5 90V91H4ZM45 90V91H44ZM66 90H69V91H66ZM116 90V91H115ZM123 90V91H122ZM125 90V91H124ZM184 90V91H183ZM187 90V91H186ZM190 90V91H189ZM218 90V91H217ZM220 90H222L223 92H225V94H222V93H219V92H221ZM5 92V95H7V97L3 94L4 92ZM14 91V92H13ZM41 91H43V92H41ZM66 91V92H65ZM122 91V94L125 92L126 94H123V95H125L123 98H124V100L122 99V94L120 93ZM193 91V92H192ZM257 91V92H256ZM3 92V93H2ZM67 92H70L69 93V95L70 94H72V93H74L72 96H73V98H74V96L77 98V96H78V98L77 99H75V100H77V101H75L73 98H71L69 95H68V93ZM115 92V93H114ZM165 92V93H166ZM189 92H192L191 93V95H190V93ZM6 93H8V94H6ZM13 93V94H12ZM14 93H15V95H14ZM21 93V94H20ZM63 93V94H62ZM66 93H67V95H66ZM109 93V94H110ZM117 93V94H116ZM171 93V94H170ZM228 93H230V94H228ZM233 93V94H232ZM3 94V95H2ZM11 94V95H10ZM20 94V95H19ZM27 94V95H26ZM77 94V95H76ZM114 94H116V95H114ZM119 94V95H118ZM170 94V95H169ZM194 94H196V95H194ZM198 94V95H197ZM16 95H17V99H16ZM81 95H83L82 93H81ZM129 95V94H128ZM127 95V96H128ZM14 96V97H13ZM22 96V97H23ZM64 96V97H63ZM65 96H66V98H65ZM69 96V98H67ZM84 96V95H83ZM88 96V95H87ZM121 96V97H120ZM197 96V97H196ZM200 96H202V97H200ZM20 97V98H19ZM38 97V98H37ZM117 98L116 100H118L119 98H121V100H120V102H119V100L118 101H113L115 98ZM19 98V99H18ZM41 98V99H40ZM48 98V99H47ZM82 98V97H81ZM105 98H107V99H105ZM127 98H129V97H127ZM16 101V102H14V100ZM60 99V100H59ZM207 99V100H206ZM13 100V101H12ZM74 100V101H73ZM105 100H106V102H107V104L106 103H104L105 102ZM112 100V101H111ZM123 100V101H122ZM216 100V101H215ZM234 100V101H233ZM12 101V102H11ZM21 101V102H20ZM35 101V102H34ZM46 101V102H45ZM100 101L104 104V106L103 105H101L102 103H100ZM108 101L111 103H109V105H108ZM122 101V102H121ZM202 101V102H201ZM18 102H19V104H18ZM113 102H117V105H116V103H115V105H114V103ZM118 102H119V104L120 105H118ZM206 102V103H205ZM208 102V103H207ZM12 103V104H11ZM35 103V104H34ZM37 103V104H36ZM43 103V104H42ZM53 103H55L54 105H53ZM80 103V104H81ZM93 103H96V104H93ZM217 103V104H216ZM45 104V105H44ZM47 104V105H46ZM60 104V105H59ZM105 104L106 105H108V107L110 106V108L112 109L111 111L112 112H114L113 114H117L116 116L114 115L113 116V118H111L110 116H112L113 114H112V112L111 113H108L109 112V110H110V108H106V106H105ZM113 104V105H112ZM151 106V103H148V102H146V109L147 110H142V111H146V112H142L141 111V113H139L138 115H139V121L141 122H137L136 120L134 121V123H140L141 125L144 123H146L145 124V127H144V124L141 126V125H137V126H141L142 127V129H144V131H145V133L147 134V135H149V134H151L150 136H148L149 138H150V140L151 141H153V142H155L156 140H154V138H151V136H156L158 139H160V137L162 138L161 139V141L162 140H165V141H167V140H170L169 138L170 137H172V133L174 132V130H171V129H173V127L171 126L172 124L168 121L169 119H166V118H164V116L162 117L161 116V119H159V118H156L157 116L155 115L154 116V114H156L155 112H154V108L151 106V107H149V105ZM209 104V105H208ZM212 104V105H211ZM214 104V105H213ZM9 105H11V107L9 106ZM44 105V106H43ZM99 105V106H98ZM178 105V106H179ZM201 105V106H200ZM215 105H216V107H215ZM228 105V106H227ZM252 105V106H251ZM47 108H46V107ZM60 106H61V108H60ZM115 106H117V108H115ZM207 106V107H206ZM212 106V107H211ZM223 106V107H222ZM57 107H58V109H57ZM100 107H104V108H100ZM121 107V106H120ZM120 107H119V111H120ZM123 107V106H122ZM184 107V108H183ZM211 107V108H210ZM215 107V108H214ZM227 107V108H226ZM11 108V109H10ZM90 108H92L91 110H90ZM97 108V109H96ZM100 108V109H99ZM150 110H149V109ZM205 108V109H204ZM207 108V109H206ZM214 108V109H213ZM15 109V110H14ZM109 109V110H108ZM210 109V110H209ZM213 109V110H212ZM222 109H223V111H222ZM225 109V110H224ZM231 109V110H230ZM246 109V110H245ZM14 110V111H13ZM55 110V111H54ZM60 112H59V111ZM93 110V111H92ZM94 110H97V111H94ZM99 110H102L101 111V113H98V114H96L97 112H100ZM106 110V111H105ZM121 110H122V108H121ZM152 110H153V112H152ZM216 110V111H215ZM218 110V111H217ZM227 110V111H226ZM263 110V111H262ZM148 111V112H147ZM195 111V112H194ZM197 111H200V112H198L197 113ZM203 111V112H202ZM208 111V112H207ZM214 111V112H213ZM226 111V112H225ZM52 112V113H51ZM94 112V113H93ZM115 112H117V113H115ZM150 112V113H149ZM202 112V113H201ZM230 114H229V113ZM50 113V114H49ZM63 113V114H62ZM118 113H119V117H117L118 116ZM142 113H143V116H142ZM145 113V114H144ZM147 113V114H146ZM148 113H149V115L151 116H149L148 115ZM57 114V115H56ZM105 114V115H104ZM111 114V115H110ZM121 114V115H120ZM239 114V115H238ZM51 115V116H50ZM53 115V116H52ZM98 115V116H97ZM109 115V116H108ZM131 115V114H130ZM144 115H145V117H144ZM146 115H148V117L150 118L149 120H151L152 121V119H153V122L154 123H152L151 121H149L150 123H147L148 122V119H146L147 121H145V118H147V116ZM226 116V117H224V116ZM230 115V116H229ZM232 115V116H231ZM238 115V116H237ZM248 115V116H247ZM253 115V116H252ZM66 116V117H65ZM137 116V115H136ZM140 116H142V117H140ZM205 116V117H204ZM228 116V117H227ZM53 119H52V118ZM60 117V118H59ZM65 117V118H64ZM98 117V118H97ZM117 117V118H116ZM132 117V116H131ZM133 117H135V116H133ZM144 117V118H143ZM153 117H155L156 118V120L158 119V121H156L155 120V118H153ZM55 118V119H54ZM57 118V119H56ZM136 118V117H135ZM135 118H133V119H135ZM142 118V119H141ZM166 121H164L163 119ZM187 118V119H186ZM49 119H50V123H48V121H49ZM54 120V123L56 124H53V121L52 120ZM110 121H109V120ZM114 119V120H113ZM144 119V120H143ZM111 120H113L115 123H113ZM141 120H143V121H145V122H142ZM229 120V121H228ZM57 121V122H56ZM61 121H63V122H61ZM155 121H156V123H155ZM160 121V122H159ZM163 121V122H162ZM227 121V122H226ZM43 124H42V123ZM107 122H108V124H107ZM110 122V123H109ZM111 122L113 123V124H111ZM157 122H159V123H157ZM189 122V123H188ZM197 122V123H196ZM237 122V123H236ZM48 123V124H47ZM64 123H66V124H64ZM163 123V124H162ZM166 123V124H165ZM168 123V124H167ZM206 123V124H205ZM208 123V124H207ZM20 124V123H19ZM51 124H53V126H54V129L55 130H53L52 128L53 127H51L52 125ZM107 125V128L108 129H106V125ZM148 124H150L149 126H150V128H149V126H146V125H148ZM152 124V125H151ZM153 124H156V125H153ZM157 124H158V126L160 127V126H163L164 125V127H160V128H158V126H157ZM162 124V125H161ZM186 124V125H185ZM196 124V125H195ZM204 126H203V125ZM48 125H50V126H48ZM113 125V126H112ZM167 125V127L168 126H171L172 128H166L165 126ZM188 125V126H187ZM44 126V127H43ZM61 127V131H63L62 133H59V131L60 130H58L59 128L58 127ZM68 128H67V127ZM96 126V125H95ZM110 126H112L113 127V133L111 132L112 130H110L112 127H110ZM156 126V128H154V127ZM179 126L181 127V128H179ZM182 126L183 127H185V126H187V127H190L189 129H191V130H189L187 127L186 128H183L182 129ZM210 126V127H209ZM212 126V127H211ZM217 126V127H216ZM250 126V127H249ZM19 127L21 128V126L19 125ZM51 129H50V128ZM114 127H116V128H114ZM144 127V128H143ZM152 127V128H151ZM227 127V128H226ZM45 128H47V129H49V132H48V130L47 129H45ZM63 128H65L64 130H63ZM70 128H71V130L73 131V133L72 132H70V133H68L69 131H71L70 130ZM149 128V129H148ZM163 128H166L167 129V131L169 130L170 132H172L171 133V135H170V133H166V130L165 129H163ZM205 128V129H204ZM209 128V129H208ZM216 128V129H215ZM117 129V131H115ZM146 129H148L147 130V132H146ZM152 129V130H151ZM156 129V130H155ZM157 129H160L161 130V132H159L160 130H157ZM164 130V133H163V130ZM182 129V130H181ZM184 129H186L190 134H187L185 131L186 130H184ZM47 130V131H46ZM151 130V131H150ZM184 130V131H183ZM203 130H204V132H203ZM206 130V131H205ZM212 130H213V132H212ZM215 130V131H214ZM45 131L47 132V133H45ZM60 131V132H61ZM67 131V134L65 133ZM76 133H75V132ZM95 131H97V132H95ZM100 131V132H99ZM106 131V132H107ZM180 131H183V133H180ZM200 131H202V132H200ZM50 132H53V133H50ZM55 132H57V133H55ZM105 132V133H106ZM115 132V133H114ZM148 132H151V133H148ZM152 132H154V133H152ZM158 133V134H156V133ZM199 132V133H198ZM207 134H206V133ZM224 132H226V133H224ZM64 133V134H63ZM116 133L118 134V136L116 135ZM160 133H162V134H160ZM166 133V134H165ZM180 133V134H179ZM196 133V134H195ZM203 133V135H204V137H203V135H201ZM209 133H211V134H209ZM252 133V134H251ZM59 134H63L65 137L66 136H68L67 138H65L63 135H62V137H61V135H58ZM66 134V135H65ZM72 134H74L75 135V137H73L72 136ZM78 135V137H77V135ZM80 134V135H79ZM115 134V138H116V136H117V138L115 139H113V135ZM152 134H154V135H152ZM164 134V135H163ZM187 134V135H186ZM14 135V134H13ZM11 136L12 138H7L8 140L9 139H11V140H9V141H11L10 143L8 142V141H1L0 142V146H1V143H2V146H4V145H6L7 146V150H6V147L5 148H3L2 150H0V151H2V152H0L1 153V156H0V161H1V158H2V156L10 149L9 147H11L12 146V144L14 143V141H16V140H18L20 137H19V135L17 136L16 135V137L17 138H15V136ZM162 135V136H161ZM167 135H169V136H167ZM190 135V136H189ZM207 135V136H206ZM21 136V135H20ZM47 136H46V138H47ZM56 136H58L57 137V139H59L60 137H61V139H59V140H57L55 137ZM71 136V137H70ZM124 136L127 140V143H125L126 141L125 140H121V138ZM154 136V137H155ZM167 136V137H166ZM179 136V137H180ZM188 138H187V137ZM193 136V137H192ZM210 136V140H212V141H210L209 140V137ZM82 138V139H84V140H82L81 138V141H80V139H77V138ZM90 137H92L91 139H90ZM110 137V138H109ZM111 137H112V139H113V141H112V139H111ZM121 137V138H120ZM124 137L122 138V139H124ZM169 137V138H168ZM203 137V138H202ZM213 137L215 138V139H213ZM238 137V138H237ZM246 137V138H245ZM51 138V139H50ZM65 138V139H64ZM201 138V139H200ZM207 138H208V140H207ZM7 139H5V140H7ZM57 140L56 141V143H54V140ZM72 139H74V141L72 140ZM87 139V140H86ZM111 139V140H110ZM118 139V140H117ZM153 139V140H152ZM14 140V141H13ZM63 140H65V141H63ZM70 140V141H69ZM86 140V141H85ZM89 140V141H88ZM93 140V141H92ZM122 141L123 143H124V145L126 144H128V146L129 145H131V146H129L128 148L126 147V145L124 146L123 145V143H121V141L120 142H117V141ZM191 140H190V143H191ZM257 140V141H256ZM263 140V141H262ZM45 141V144H48L50 141H46V140H44ZM43 141V142H44ZM97 142L99 141V140H96ZM108 141L110 142H112L111 143V147H110V144L108 143ZM130 143H129V142ZM185 141V142H186ZM215 141V142H214ZM224 141V142H223ZM231 141V142H230ZM259 141V142H258ZM261 141V142H260ZM13 142V143H12ZM46 142H48V143H46ZM90 142V143H89ZM93 143V145H92V143ZM184 142V143H185ZM185 143V144H188V143ZM211 143V148H210V146L208 145V144H210ZM216 142L217 143H219V145L218 144H216ZM7 143L9 144V146L7 145ZM12 143V144H11ZM42 143V142H41ZM60 143V144H61ZM79 143H77V144H79ZM118 143H120V144H118ZM189 143V144H190ZM195 143V144H196ZM214 143H215V145H214ZM228 143V144H227ZM50 144H52V143H50ZM105 144H108L109 146H106ZM120 145L121 146V144H122V148L120 149V150H117V149H119V146H116V145ZM221 144V145H220ZM223 144V145H222ZM244 144V145H243ZM248 144V145H247ZM44 144H41L40 145V143H39V145L38 146H43ZM103 145H105L104 147H103ZM113 145H115V146H113ZM226 145H228L229 146V149L227 148L228 146H226ZM250 145V146H249ZM2 146H1V148H2ZM94 147V146H93ZM92 147V148H93ZM105 147H106V149H105ZM118 147V148H117ZM203 147V148H202ZM205 147V148H204ZM209 147V148H208ZM237 147V148H236ZM246 147V148H245ZM252 147H254L256 150H254V148H252ZM9 148V149H8ZM104 148V149H103ZM117 148V149H116ZM228 150H227V149ZM230 148H232V149H234L236 152H234V150H232V149H230ZM245 148V149H244ZM250 148V149H249ZM253 149V151H252V149ZM94 149V148H93ZM124 151H123V150ZM188 149H189V151H190V153L191 154H193V157H195L196 155H200L201 154V150H195V151H197V152H194L193 150H190L191 148L190 147H188ZM95 150V149H94ZM106 150V151H105ZM115 150V151H114ZM121 150H122V152H121ZM127 150V151H126ZM132 150V151H131ZM211 150V151H210ZM231 152H230V151ZM241 150H242V152H241ZM103 151V152H102ZM118 151L119 152H121L120 154H118ZM129 151V152H128ZM191 151H193V152H191ZM208 151V152H207ZM238 151H239V153H238ZM257 151V153H255ZM258 151H260L261 153H258ZM123 152L125 153V152H128V153H125V154H123ZM251 152H252V155H251ZM117 153V154H116ZM237 153L238 154H243V156H245V157H243L242 158V155L239 157V155H237ZM249 153V154H248ZM262 153H263V155H262ZM123 154V156H120V155H122ZM194 154H196V155H194ZM135 156H136V154H134ZM237 155V156H236ZM133 156V155H132ZM262 156H263V158H262ZM235 158V159H236ZM240 158V159H239ZM243 159V160H242ZM250 159V160H249ZM253 159V160H252ZM254 159L255 160H257V161H254ZM249 160V161H248ZM252 160V161H251ZM248 161V162H247ZM143 162H144V164L145 165H147L148 166V163H146V161H144L143 160ZM244 162V163H245ZM260 163H256L257 165H258V168L260 169V170H262V172H264L263 171V168H264V163H263V166L260 164ZM252 164V163H251ZM254 166H256L255 164H254ZM78 167V166H77ZM148 168H149V166H148ZM83 169V168H82ZM81 169V170H82ZM159 172H162V171H159ZM261 172V173H262ZM81 173V174H80ZM79 174H77V173H73V175H70V177H69V175H67V182L65 183V185H63L62 183H60L59 185H53V186H49V188H48V186H47V189L46 188H42L41 190H37L36 191V193H33V196L35 197V200H37V201H35L34 202V204H33V208L32 207H28V209H24V207H23V210H25V213H28V211H30V212H32L33 213V219H31V222H30V224H31V227H28V229H27V231L26 232H24V234L22 233L21 235H18V237H16L17 238V240H16V238H14L13 237V241L14 240H16L15 241V243L16 242H18V240H20L21 241V243H19V244H21V245H19L20 246V249L18 248V250H15V252H14V248H13V251H12V254H9L10 253V249L8 248V247H6L5 245H7V243H5L4 241H3V232H2V230H3V223H1V221H0V258H2V260L3 261H5L6 262V264L8 263V264H61V261L59 260L58 261V259H61V255H60V253H62V251L63 252H69V254H67V261H66V264H68V263H70V264H84V263H88V264H175V262H176V260H177V264H178V262L180 263V258H177L178 256H179V254H180V251H178L177 249L173 252V251H171V245H172V243L170 244V251H168L167 250V248H168V245H161V241H162V244H163V242H164V240H165V237H169L170 235H171V237H169L168 239H167V242H165V244H167L168 242H170V238H173L175 241L176 240H179V241H176V245L178 246V247H176V248H178L179 250H180V245H178V244H180L181 242H182V240H181V238L182 239H186L187 237L185 236L186 234H188L187 232L188 231H186V228H185V226L183 225H177V223H179V222H176L177 221V219H179V217H181V215L180 214H178L177 215V217H175V215H173V214H175L174 213V208L173 207H171V206H168V205H166L167 206V208H166V206H165V204H163L162 202H160L158 199H155V198H145L144 200L142 199V200H140V201H138V200H136L133 204H132V201L130 202L131 204H129V202H124L123 203V205L122 204H118V203H108V201L107 200H105V199H102L103 201H106V203L105 202H102V200L100 199V197L99 196H96V195H94V194H92L91 193V195H90V184L89 183H84L85 181H84V175L82 174V172H80ZM261 173H259L260 175L258 176V174L257 175H255L252 179H254L253 181H254V183L256 182L257 184H260L261 185V183L263 182L264 183V179L263 180H261L262 178H261V176H262V174ZM160 174H164V176H166V178L167 177H169V179L168 180H170L171 181V184L173 183V187H174V189L176 190V188H179V190L177 189L176 190V192L178 193V191H179V195H181V197L183 198V197H186V198H183V200L185 199V201H186V203H187V205L188 206H196V199H195V197L194 196H192L191 195V193L189 192V189L187 190V188H185L184 186V188L186 189H183V187H182V185L180 184V183H178V180H174V178L173 177H170L169 175H167L166 173H160ZM264 174V173H263ZM82 176V177H81ZM264 176V175H263ZM70 178V179H69ZM170 178H172V179H170ZM261 178V179H260ZM264 178V177H263ZM212 179V178H211ZM211 179H204V180H206V183L209 181V182H211V183H213L214 185L213 186H215V183H218L219 181H215L214 179V181L212 182L211 181ZM252 179L251 178H249V180L247 179V181H249V182H251V185H249V182H247L248 184L247 185H249V187L251 186V188L253 187V184H252ZM261 180V182H259ZM75 181V182H74ZM174 181V182H173ZM228 181V180H227ZM225 181V183H226V187L224 186V184L223 185H221V183H223V181H220L219 183H218V185H219V187H221V189L223 190V191H226V194H227V197L229 196V193L231 192V194H233L234 195V193H235V195H236V191H239L240 189L238 188V186L236 187V185H234L233 187H232V185H233V183H232V185H230L231 183H228V182H230V181ZM227 184H229V185H227ZM60 185H62V187L60 186ZM175 185V186H174ZM181 185V188L179 187V186ZM218 185H216V187H218ZM255 185V184H254ZM178 186V187H177ZM224 186V187H223ZM264 185L262 184L260 187H255L254 186V188H252L251 190H253V192L255 193V195H253L254 197H256V199L257 200H263L264 201V187H263ZM87 187H88V190H87ZM92 187V186H91ZM230 187V188H229ZM55 188V189H54ZM223 188H225V189H223ZM229 190H228V189ZM232 188H235V190L232 192ZM181 189V190H180ZM184 191H183V190ZM236 189H238V190H236ZM50 190H51V192H50ZM257 192H255V191ZM82 191V192H81ZM183 191V192H182ZM229 193H228V192ZM262 191V196L260 195L259 196V194H261L260 192ZM38 192V193H37ZM63 192V193H62ZM86 192V193H85ZM186 192H188V193H186ZM39 193H41V195L39 196L38 194ZM184 193V194H183ZM35 194V195H34ZM185 195V196H183V195ZM37 196V197H36ZM92 196H94V197H92ZM187 196H189L188 198H187ZM192 196V197H191ZM194 197V199L193 200H195L194 202L192 201V198ZM38 198V199H37ZM182 198H181V200H182ZM235 198L237 199V198H240V197H238V196H235ZM93 199V200H92ZM188 201H187V200ZM190 199V200H189ZM251 199V198H250ZM249 198L247 199V200H249V201H247V202H249V203H254V200L255 199H252V200H250ZM155 200H157V201H155ZM190 201H191V203H190ZM251 201V202H250ZM253 201V202H252ZM141 202V203H140ZM189 202V203H188ZM1 201H0V209H2V210H0V220L1 219H5V218H8V221H11L14 217H13V215H9V213L7 214V212L4 210V207H2V205H1ZM106 204V205H108V206H105L104 204ZM137 203H139V204H137ZM148 203V204H147ZM24 204V203H23ZM46 204V205H45ZM51 204V205H50ZM128 205V207H126L125 205ZM163 204V205H162ZM111 205V207L110 208H108L109 206ZM130 205V206H129ZM138 205V206H137ZM117 206H118V208H117ZM123 206H125V209L123 208ZM138 207V210H137V207ZM145 206V207H144ZM147 206V207H146ZM100 209H99V208ZM171 209V211H170V209ZM26 208V207H25ZM112 208H114V209H112ZM128 208V209H127ZM147 208V209H146ZM118 209H120V210H118ZM124 209V210H123ZM32 210V211H31ZM114 210V211H113ZM117 210V211H116ZM158 210V211H157ZM172 210H173V212H172ZM196 210H197V208H196ZM160 211V212H159ZM48 212V213H47ZM175 212H177L176 210H175ZM3 213V214H2ZM32 213H31V215H32ZM121 213V214H120ZM173 213V214H172ZM177 214V213H176ZM11 216V217H10ZM51 216V217H50ZM179 216V217H178ZM3 217V218H2ZM53 217V218H52ZM122 218V219H121ZM82 219V220H81ZM95 219H97V220H99L100 221V223L98 222V221H95ZM116 219V220H115ZM176 219V220H175ZM79 220V221H78ZM122 220V221H121ZM30 221V220H29ZM45 221V222H44ZM78 223V224H76V223ZM94 222V223H93ZM95 222H97V223H95ZM125 222V223H124ZM156 222V223H155ZM103 223V224H102ZM1 224H2V228H1ZM80 224V225H79ZM98 224H100V225H98ZM179 224H181V223H179ZM22 225V224H21ZM85 225V226H84ZM96 225V226H95ZM98 225V226H97ZM128 225V226H127ZM149 225V226H148ZM77 226L80 228L79 230L77 229ZM89 226V227H88ZM100 226V227H99ZM183 227V228H180V227ZM84 227H85V229H84ZM100 228V229H98V228ZM141 227V228H140ZM150 227V228H149ZM17 228V227H16ZM49 228H50V231H49ZM84 229V230H82V229ZM96 228H97V230H96ZM154 228V229H153ZM163 228V229H162ZM2 229V230H1ZM18 230H16L18 233H19V230H20V227L18 226V228H17ZM179 229V230H178ZM181 229V230H180ZM87 230H89V231H87ZM106 230V231H105ZM161 230V231H160ZM170 230V231H169ZM184 230V231H183ZM91 231V232H90ZM39 232V233H38ZM164 232V233H163ZM169 232V233H168ZM175 232V233H174ZM178 232V233H177ZM181 232V233H180ZM182 232H184V233H182ZM195 232H197V231H195ZM86 233H87V236H86ZM93 233V234H92ZM98 233V234H97ZM166 233H168V234H166ZM181 235H180V234ZM186 233V234H185ZM38 234V235H37ZM50 234V235H49ZM76 234V235H75ZM173 234V235H172ZM185 234V235H184ZM58 235V236H57ZM71 235V236H70ZM83 235H85V237L83 236ZM90 235V236H89ZM94 235V236H93ZM99 235V236H98ZM102 235V236H101ZM166 235H168V236H166ZM176 235H178L177 236V238L176 237H174V236H176ZM184 237H183V236ZM34 236V237H33ZM74 236V237H73ZM78 236V237H77ZM182 236V237H181ZM189 236H190V234H189ZM194 236V237H193ZM261 236V235H260ZM2 237V238H1ZM43 237V238H42ZM45 237V238H44ZM99 237V238H98ZM180 237V238H179ZM191 237H193V238H195V234L193 233L191 236H190V238ZM29 238V239H28ZM35 238V239H34ZM90 238H92V239H90ZM105 238V239H104ZM152 238V239H151ZM190 238H189V240H190ZM40 239V240H39ZM55 239V240H54ZM95 239V240H94ZM162 239V240H161ZM84 240H88V241H90L89 243H86V242H84ZM93 240V241H92ZM99 240V241H98ZM153 240V241H152ZM12 241V240H11ZM11 242L12 244H15L14 242ZM37 241V242H36ZM39 241V242H38ZM97 241V242H96ZM147 241V242H146ZM193 241H195V239L193 240ZM192 241V242H193ZM207 241V240H206ZM31 242V243H30ZM191 242V243H192ZM209 241H207V244H209L208 243ZM38 243V244H37ZM47 243V244H46ZM98 243H99V245H98ZM95 244H96V246H98V248H96V246H95ZM189 244V243H188ZM28 245V246H27ZM81 245V246H80ZM128 245V246H127ZM158 247H157V246ZM191 245V244H190ZM188 246V248H190V249H192L191 248V246ZM6 248H4V247ZM18 246V247H19ZM86 246V247H85ZM89 246V247H88ZM142 246V247H141ZM144 246V247H143ZM154 246H156L157 247V249H155L154 248ZM167 246V248L166 249H164V247H166ZM37 247V248H36ZM39 247V248H38ZM71 247V248H70ZM147 247V248H146ZM163 248L162 250H161V248ZM180 247V248H179ZM65 248V249H64ZM87 248V249H86ZM91 248V249H90ZM142 248L144 249V250H142ZM150 248V249H149ZM188 248H187V250H188ZM195 248V247H194ZM52 249V250H51ZM57 249V250H56ZM174 249V248H173ZM172 249V250H173ZM198 249V248H197ZM197 249H192V252L190 251L189 253H191V256L190 257H194V260H197L198 258H199V260L198 261H205V259L206 260H208V261H206L207 262V264L208 263H210V264H264V260H262L261 261V259H260V257L258 256V255H256V253H255V255L253 254L254 252H247L248 254H243V256H241V255H238V254H232V253H230L229 255H227L226 253H224L223 254V256H217L218 258L217 259H215V258H213L214 257V251H213V249L212 250H210L209 248H205L204 250H202V252H200L202 255L204 254V258L202 257V255L201 254H199L198 253V250ZM209 249V250H208ZM34 250H36L35 251V253H34ZM50 250V251H49ZM54 250V251H53ZM82 252H81V251ZM90 250V251H89ZM186 250V251H187ZM16 251L18 252V253H16ZM40 251L42 252V253H40ZM117 251H119V252H117ZM167 251H168V254L170 253L171 254V252H173V254H171V255H173V257L169 254H167ZM179 253H178V252ZM195 251V252H194ZM197 251V252H196ZM205 251V252H204ZM98 252V253H97ZM160 252V253H159ZM207 252V253H206ZM14 253H16L15 255H14ZM39 253V254H38ZM76 253V254H75ZM81 253V254H80ZM101 253V254H100ZM104 253V254H103ZM143 253V254H142ZM166 253V254H165ZM197 255H196V254ZM250 253H252V255L250 254ZM20 254V255H19ZM57 254H59V255H57ZM73 254V255H72ZM82 254H84V256L82 255ZM85 254H86V256H85ZM97 254V255H96ZM175 254L177 255V256H175ZM206 254V255H205ZM208 254V255H207ZM250 254V255H249ZM41 255V256H40ZM79 255H81V256H79ZM168 255V256H167ZM199 255V256H198ZM201 255V256H200ZM254 255V256H253ZM57 256V257H56ZM72 256V257H71ZM76 256V257H75ZM94 256V257H93ZM170 256V257H169ZM196 256V257H195ZM213 256V257H212ZM249 256V257H248ZM20 257H21V259H20ZM28 257V258H27ZM74 257V258H73ZM151 259H150V258ZM172 257V258H171ZM177 259H176V258ZM200 257H201V259L202 260H200ZM209 257V258H208ZM258 259H257V258ZM27 258V259H26ZM69 258V259H68ZM86 258V259H85ZM116 258V259H115ZM213 258V259H212ZM5 259V260H4ZM39 259V260H38ZM41 259V260H40ZM45 259H47L48 260V262H47V260H45ZM56 259V260H55ZM71 259V260H70ZM78 259H80V260H78ZM113 259V260H112ZM175 259V260H174ZM193 259V258H192ZM211 259V260H210ZM220 259V260H219ZM246 259H248V260H246ZM20 260H21V263H20ZM54 260V261H53ZM152 260V261H151ZM160 260V261H159ZM171 260V261H170ZM173 260V261H172ZM194 260H190L189 262H193ZM259 260V261H258ZM46 261V262H45ZM70 261V262H69ZM77 261V262H76ZM78 261H80V262H78ZM115 261V262H114ZM133 261V262H132ZM151 261V262H150ZM213 261V262H212ZM216 261H218L217 263H216ZM24 262V263H23ZM56 262V263H55ZM84 262V263H83ZM197 262V261H196ZM202 263V262H201Z\"/></svg>",
	"mask_w": 264,
	"mask_h": 264
}]
</instances>
